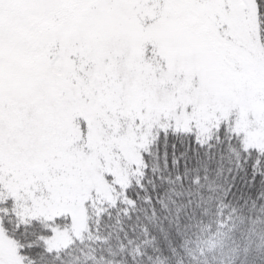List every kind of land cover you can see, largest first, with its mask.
Returning <instances> with one entry per match:
<instances>
[{"label":"snow or ice","instance_id":"obj_1","mask_svg":"<svg viewBox=\"0 0 264 264\" xmlns=\"http://www.w3.org/2000/svg\"><path fill=\"white\" fill-rule=\"evenodd\" d=\"M193 177L264 206V0H0V264L171 260Z\"/></svg>","mask_w":264,"mask_h":264},{"label":"trees","instance_id":"obj_2","mask_svg":"<svg viewBox=\"0 0 264 264\" xmlns=\"http://www.w3.org/2000/svg\"><path fill=\"white\" fill-rule=\"evenodd\" d=\"M160 211L163 242L174 249L162 264H259L264 257V206L226 200L214 182L190 178Z\"/></svg>","mask_w":264,"mask_h":264}]
</instances>
